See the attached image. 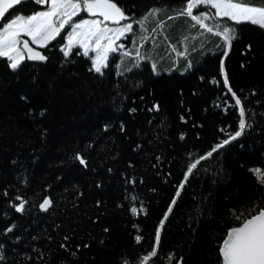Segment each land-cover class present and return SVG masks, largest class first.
<instances>
[{
  "label": "trees",
  "instance_id": "1",
  "mask_svg": "<svg viewBox=\"0 0 264 264\" xmlns=\"http://www.w3.org/2000/svg\"><path fill=\"white\" fill-rule=\"evenodd\" d=\"M114 2L134 31L103 75L89 57L63 56L69 28L38 47L46 62L13 71L0 58V264H222L235 216L264 207V183L250 171L264 173V30L236 25L228 49L177 15L187 0ZM46 8L23 0L0 24ZM225 73L251 127L184 182L191 162L237 130Z\"/></svg>",
  "mask_w": 264,
  "mask_h": 264
},
{
  "label": "snow or ice",
  "instance_id": "2",
  "mask_svg": "<svg viewBox=\"0 0 264 264\" xmlns=\"http://www.w3.org/2000/svg\"><path fill=\"white\" fill-rule=\"evenodd\" d=\"M21 3L23 0H0V21H3L10 9ZM36 3L50 5V7L47 11L36 12L29 16L16 15L10 21L0 24V58H6L7 66L13 71H17L25 60L46 62L48 57L32 48L30 44L46 48L51 41L60 36L63 30L70 28L67 34V43L60 49L63 56L68 58L75 51L78 55L89 57L92 61L89 70L103 75L104 69L108 67L109 54L116 53L124 47L117 42L134 31L132 23H121L129 18L114 0H36ZM201 6L208 10L194 14V10ZM212 9L215 12H212ZM158 11L154 9L149 15H156ZM81 12H86L93 17L99 16L102 19L75 20L74 18L79 16ZM177 15L189 17L201 29L221 37L228 49L231 48L232 42L237 39L236 25L249 23L264 30V7L242 3L240 0H187L185 7ZM144 19L146 20L147 17ZM207 21L214 23L210 25ZM108 22L117 26L109 27ZM143 22L142 20L136 23L142 25ZM22 36L29 39L22 40ZM78 49H82V52ZM90 53H94V56H90ZM123 54L129 55L128 52ZM137 55H139L138 52ZM226 55L227 52H225ZM138 66L134 65V67ZM152 67L155 71V64ZM221 71L223 72V61H221ZM223 82L227 91L232 94L235 106L239 110L237 130L229 134L228 139L222 140L205 155L191 162L187 167L184 182H187L189 175L201 165L202 161L211 158L213 153L237 140L247 128L251 127L246 120V109L243 101L232 91L226 73ZM155 108L158 110V106ZM76 159L81 164H85L84 159L79 154H77ZM250 171L256 175L258 182L264 183V173L261 172V169H250ZM184 182L178 186L176 197L180 196ZM16 199L20 203L14 205L15 210L23 212L26 201L19 196ZM175 203L176 200L173 199L172 204ZM51 206L52 202L49 198H45L39 204L40 210L44 212H47ZM131 211L135 213L137 210L134 207ZM170 211L171 207L169 208ZM235 219L240 221V225L229 229L219 249L222 264H264V207L257 210L254 206L248 216L245 217L240 214L236 215ZM6 231L11 232L12 228L9 227ZM141 239L142 237L137 236V243ZM159 239V232H157V246ZM157 254V250L154 248L142 260L147 262Z\"/></svg>",
  "mask_w": 264,
  "mask_h": 264
},
{
  "label": "rangeland",
  "instance_id": "3",
  "mask_svg": "<svg viewBox=\"0 0 264 264\" xmlns=\"http://www.w3.org/2000/svg\"><path fill=\"white\" fill-rule=\"evenodd\" d=\"M50 7V5H48V8ZM48 8H46V9H44V10H42V11H47L48 10ZM75 20H81V19H102V17H99V16H96V17H93V16H90L88 13H86V12H81L80 13V15L79 16H77V17H75L74 18ZM123 22V21H122ZM121 22V23H122ZM127 23V22H126ZM133 24V23H132ZM108 25H109V27H116L117 25H113V24H111L110 22H108ZM69 31H70V28H69ZM21 39L22 40H24V39H29L28 37H26V36H22L21 37ZM66 43H67V36H66ZM33 46H35V47H39L38 45H34V44H32ZM110 55H111V53L109 54V57H110ZM90 56H94V53H90Z\"/></svg>",
  "mask_w": 264,
  "mask_h": 264
},
{
  "label": "water",
  "instance_id": "4",
  "mask_svg": "<svg viewBox=\"0 0 264 264\" xmlns=\"http://www.w3.org/2000/svg\"><path fill=\"white\" fill-rule=\"evenodd\" d=\"M30 46L40 52V50L37 47L33 46L32 44H30ZM179 264H183V262L180 261Z\"/></svg>",
  "mask_w": 264,
  "mask_h": 264
}]
</instances>
